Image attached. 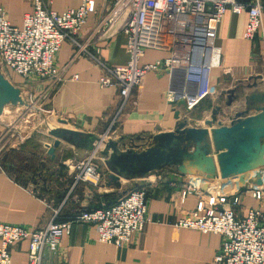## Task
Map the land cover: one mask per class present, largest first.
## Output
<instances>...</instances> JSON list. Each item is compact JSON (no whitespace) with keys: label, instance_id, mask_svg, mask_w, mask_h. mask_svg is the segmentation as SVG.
Segmentation results:
<instances>
[{"label":"crops","instance_id":"obj_1","mask_svg":"<svg viewBox=\"0 0 264 264\" xmlns=\"http://www.w3.org/2000/svg\"><path fill=\"white\" fill-rule=\"evenodd\" d=\"M45 1L58 13L82 3V0ZM240 1L253 3L256 0ZM111 2L98 0V15L89 19L79 38L91 50L100 48L101 56L111 66L123 67L128 60L126 36L120 34L105 39L97 33L98 22ZM259 2L264 7V0ZM0 8L7 11L13 26L21 28L24 15L33 12L34 0H0ZM247 24V13L228 11L223 16L215 41L221 51V65L212 69V94L190 110L167 100L172 81L177 90L183 88V74L148 72L111 127L121 103L119 93L114 88H100L101 69L86 55L77 54L69 43H65L56 56L62 70V84L51 88L46 82L34 81L24 87L43 101L52 121L49 125L107 136L108 140L128 144L136 140V145H143L154 135L175 131L178 123L183 121H187L189 127L201 128L216 108L219 113L215 126L218 123L230 126L237 113L248 110L249 114L245 116H254L257 107L264 106L255 99L260 96L257 90L264 91V35L259 34L254 41L245 39ZM169 55L165 51L148 49L140 66L164 60ZM14 82L23 85L18 78ZM231 90L236 93L232 105L228 106ZM60 120L67 124L61 126ZM38 133L22 136L15 144L0 134V223L42 229L58 209V220L67 221L82 211L115 204L130 188L144 189L148 200V223L141 233L132 237L128 246L117 248L101 243L94 227L75 224L71 235L62 239L58 254L48 255L45 264H215L214 259L221 249L220 235L177 227L186 212H203L207 190L182 193L177 184L156 182L159 172L146 178L122 179L120 188L109 187L110 173L100 150L95 155V163L102 173L103 183L98 186L81 183L72 188L74 165L89 154L61 143L55 157L51 158L48 150L54 139L47 130ZM256 173L261 174L264 188V172ZM38 174L42 177V190L34 179ZM207 177L215 180L206 181L212 185L208 186V193L214 191L217 194L216 188L219 194H239L240 217L249 209L264 211V202L253 198L251 192V188L261 187L256 184V176L242 179L237 175L223 182L219 176L205 175L202 180ZM29 181H33L34 187ZM28 249V241L15 243L11 249L12 264H28Z\"/></svg>","mask_w":264,"mask_h":264},{"label":"built area","instance_id":"obj_2","mask_svg":"<svg viewBox=\"0 0 264 264\" xmlns=\"http://www.w3.org/2000/svg\"><path fill=\"white\" fill-rule=\"evenodd\" d=\"M231 11L248 14L245 39L254 41L264 35V7L240 0H112L97 25V33L105 39L116 35L127 38V64L113 67L101 56V49L91 50L79 38L89 19L98 15V0H82L76 7L58 13L45 0H34L33 12L24 15L21 28L13 26L4 8H0V64L23 81L46 82L57 88L63 82L56 56L65 43L77 54L86 55L101 69L99 86L118 91L121 103L113 118V127L134 90L141 87L148 72L166 71L183 74L181 90L172 81L167 92L171 104L186 103L192 109L212 94V69L220 67L221 51L216 47L218 25ZM169 53V57L140 66L146 50ZM108 131L109 133L111 132ZM113 133V132H112ZM108 140V137H103ZM150 146L140 145L139 150ZM74 165L75 188L81 183L98 186L102 173L95 155ZM209 182L201 179L202 192ZM209 186V187H210ZM208 191V189H207ZM203 212L189 211L177 223L178 228L212 233L222 237L215 264H264V211L249 209L240 217L239 194H210ZM202 192V193H204ZM253 198L264 202V188H251ZM148 200L144 189H132L115 204L96 210L82 211L67 221H59L60 209L42 229L0 223V264H12L11 249L15 243L29 242L28 264H45L48 255L58 254L62 239L70 236L75 224L95 228L101 243L117 248L128 246L133 236L148 223Z\"/></svg>","mask_w":264,"mask_h":264},{"label":"water","instance_id":"obj_3","mask_svg":"<svg viewBox=\"0 0 264 264\" xmlns=\"http://www.w3.org/2000/svg\"><path fill=\"white\" fill-rule=\"evenodd\" d=\"M235 93V90L229 91L228 106L232 105ZM259 97L255 99L263 103ZM179 105L186 107L184 101ZM8 106L33 107L24 99L22 91L0 73V118ZM256 111L254 116H245L249 114L248 110L237 113L230 126H223L222 123L215 126L219 113L216 108L211 120L205 121V127H189L187 121L180 122L175 131L151 137L153 143L145 150H139L140 145H136V140L128 144L47 124V133L54 139L48 154L54 158L61 143L88 154L100 150L110 173L109 187L120 188L122 179L146 178L168 166H177L184 173L185 162L196 164L200 177L219 176L223 182H227L228 178L246 173L256 164L264 162V107L259 106ZM38 112L41 113L40 110ZM58 122L61 126L67 124L64 120ZM256 184L263 185L260 173H256ZM207 188L206 184L201 187L203 191Z\"/></svg>","mask_w":264,"mask_h":264},{"label":"rangeland","instance_id":"obj_4","mask_svg":"<svg viewBox=\"0 0 264 264\" xmlns=\"http://www.w3.org/2000/svg\"><path fill=\"white\" fill-rule=\"evenodd\" d=\"M0 73L3 74L8 80H10L14 84V86L18 87L22 91L24 99L28 103H30L31 106H33L32 109H27L25 107H13V106L6 107L4 114L0 119V134H3V137L4 135L6 136L5 137L6 141L12 140L14 141V143L13 142L12 143L15 144L20 140L22 136L25 137L29 134H36L42 131L46 132L48 128L47 124L52 123V121L50 119L49 113H47L43 107V101H41V99H39L37 96L32 95L29 92V90L24 87V85L19 86V84L15 83L14 82L15 78L18 79L20 78L17 77L10 70L4 68L1 64H0ZM257 93H260L259 99L263 100L260 101L263 102L260 104H264V91L257 90ZM260 106L264 107L263 105ZM38 110H40L41 113H39ZM203 127H205V123H203ZM145 141L149 144L153 143L152 139H148ZM147 143L143 145H147ZM184 165H185L184 173H181L177 166H168L161 169L160 171H158L159 173L157 175L156 182L177 184L180 186V190L182 191V193L188 192L194 187H198L202 179V177L197 175V169L199 167L193 162H185ZM261 170L264 172L263 161L256 164V166H254L252 170L240 174V177L242 179H247L249 176L250 177L256 176L255 171L260 172ZM43 177H45V175H43ZM34 179L36 180V182L39 183L37 184L39 186V190H42L43 188V185L41 183L42 177L39 176L38 174L37 176L34 177ZM203 180L209 182L215 181L213 178H208V177ZM29 183L31 184V187H34L33 181H29ZM132 189L133 188H130L129 190ZM214 190H216L215 193H220L219 191H217L218 189L214 188ZM212 193H214V191Z\"/></svg>","mask_w":264,"mask_h":264}]
</instances>
